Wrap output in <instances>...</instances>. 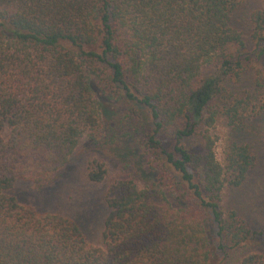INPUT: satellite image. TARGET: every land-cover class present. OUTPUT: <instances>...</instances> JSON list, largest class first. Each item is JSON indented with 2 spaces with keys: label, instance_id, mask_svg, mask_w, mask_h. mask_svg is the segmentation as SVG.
<instances>
[{
  "label": "trees",
  "instance_id": "16d2710c",
  "mask_svg": "<svg viewBox=\"0 0 264 264\" xmlns=\"http://www.w3.org/2000/svg\"><path fill=\"white\" fill-rule=\"evenodd\" d=\"M251 1L0 0V264H264V253H240L264 229L224 205L258 167L245 136L264 114V81L243 83L234 20ZM249 23L264 57V3ZM119 102L131 108L110 134H142L155 176L109 185L96 246L57 209L10 192L55 182L80 139L102 133L106 103ZM220 119L241 138L222 160ZM107 173L93 160L86 178L99 185Z\"/></svg>",
  "mask_w": 264,
  "mask_h": 264
},
{
  "label": "rangeland",
  "instance_id": "374dc122",
  "mask_svg": "<svg viewBox=\"0 0 264 264\" xmlns=\"http://www.w3.org/2000/svg\"><path fill=\"white\" fill-rule=\"evenodd\" d=\"M264 0H252L234 17L236 26L243 32L246 47V73L243 83L253 84L258 77L264 81V57L260 58V50L251 39V25L249 17L254 8L262 5ZM238 55L236 48L233 50ZM214 71L212 67H205L203 76ZM232 88V86H230ZM131 105L127 102L106 103L104 107V123L101 134L95 138L85 135L71 157L67 166L61 170L52 184L34 185L25 181H18L10 192L20 204L30 205L39 212L58 210L73 221H76L89 243L101 246L103 221L105 211L103 196L109 185L119 179L132 178L142 187L153 180L151 155L146 145L139 141V135H128L131 132L119 130L111 132L119 121L124 118ZM136 129V125H131ZM116 130V129H115ZM133 130V129H130ZM219 138L216 151L222 160L224 146L232 138L229 127L220 119L214 130ZM111 135V136H110ZM102 137V140H100ZM96 139V140H95ZM100 140V144L95 141ZM258 157V167L249 176L248 182L240 189L226 193L224 205L235 209L246 220L247 224L256 230L264 229V114L256 119L245 136ZM98 160L106 164L108 173L103 184H92L87 178L91 162ZM257 251L264 253V240L258 239L254 245L248 246L243 252ZM239 255V253L237 254Z\"/></svg>",
  "mask_w": 264,
  "mask_h": 264
}]
</instances>
